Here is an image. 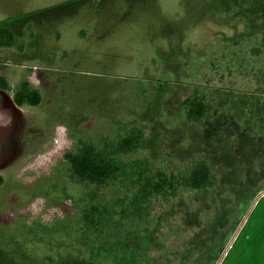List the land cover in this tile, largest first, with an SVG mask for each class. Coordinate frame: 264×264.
<instances>
[{
	"label": "rangeland",
	"instance_id": "obj_1",
	"mask_svg": "<svg viewBox=\"0 0 264 264\" xmlns=\"http://www.w3.org/2000/svg\"><path fill=\"white\" fill-rule=\"evenodd\" d=\"M0 22L19 41L0 49V264H220L264 223V0H0ZM24 81L42 101L19 110ZM193 92L214 99L197 123ZM85 144L121 161L114 182L71 179L66 154ZM198 159L218 183L118 224L138 165ZM93 205L106 233L85 245Z\"/></svg>",
	"mask_w": 264,
	"mask_h": 264
},
{
	"label": "trees",
	"instance_id": "obj_2",
	"mask_svg": "<svg viewBox=\"0 0 264 264\" xmlns=\"http://www.w3.org/2000/svg\"><path fill=\"white\" fill-rule=\"evenodd\" d=\"M18 42L16 33L0 22V48L16 47ZM0 85L4 89L9 87L2 75ZM15 101L20 107L37 106L42 101V94L31 87L28 81H24L17 90ZM213 102L214 99H209L205 94L191 93L183 102L186 118L190 122H200L214 107ZM141 138V129L132 127L121 136L117 144L119 151L124 154L137 151ZM66 159L69 163V175L76 183L90 182L105 186L111 181L114 182L122 173L121 161L109 153L106 147L97 148L93 144H85L77 153L68 152ZM134 173V181L116 214L118 224L121 221L126 224L141 223L151 216L156 202L164 206L176 200L184 191L202 190L218 183L217 175L204 159L195 160L178 171L146 164L138 165ZM2 181L1 176L0 184ZM105 213V209L102 210L97 205L84 211L82 228L85 245H89L91 239L97 245L98 238L106 233L104 228H100L104 224ZM112 238L109 235V239Z\"/></svg>",
	"mask_w": 264,
	"mask_h": 264
},
{
	"label": "crops",
	"instance_id": "obj_3",
	"mask_svg": "<svg viewBox=\"0 0 264 264\" xmlns=\"http://www.w3.org/2000/svg\"><path fill=\"white\" fill-rule=\"evenodd\" d=\"M262 223L257 221L253 231L250 228L248 240L240 234L237 248L231 245L220 264H264V228L260 227Z\"/></svg>",
	"mask_w": 264,
	"mask_h": 264
},
{
	"label": "flooded vegetation",
	"instance_id": "obj_4",
	"mask_svg": "<svg viewBox=\"0 0 264 264\" xmlns=\"http://www.w3.org/2000/svg\"><path fill=\"white\" fill-rule=\"evenodd\" d=\"M0 49H4V48H0ZM7 49H10V48H7ZM7 84H8V83H7ZM0 89H2V90H8L9 87H8L7 89H4V88H2L1 85H0ZM16 93H17V90L15 89V91H14V95H13V99H12V100H13L14 104H15L17 107H20V106L16 103V101H15V95H16ZM5 101H6V98H5ZM5 101L3 100L1 104H4ZM2 108H4L3 105L0 106V109H2ZM0 177H1V174H0Z\"/></svg>",
	"mask_w": 264,
	"mask_h": 264
},
{
	"label": "bare ground",
	"instance_id": "obj_5",
	"mask_svg": "<svg viewBox=\"0 0 264 264\" xmlns=\"http://www.w3.org/2000/svg\"><path fill=\"white\" fill-rule=\"evenodd\" d=\"M9 101H12V99H8ZM12 103H13V105H14V107H16L17 109H19L20 110V108L19 107H17L15 104H14V102L12 101ZM11 110V109H10ZM4 114V113H3ZM2 114V115H3ZM10 114V113H9ZM12 114V113H11ZM4 116V115H3ZM0 117H1V115H0ZM1 120V119H0Z\"/></svg>",
	"mask_w": 264,
	"mask_h": 264
}]
</instances>
